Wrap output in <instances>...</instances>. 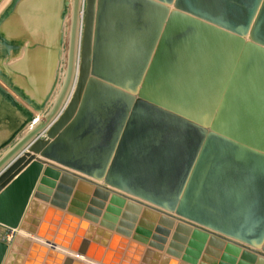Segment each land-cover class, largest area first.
Listing matches in <instances>:
<instances>
[{
    "label": "water",
    "instance_id": "95a60500",
    "mask_svg": "<svg viewBox=\"0 0 264 264\" xmlns=\"http://www.w3.org/2000/svg\"><path fill=\"white\" fill-rule=\"evenodd\" d=\"M171 1L71 0L59 90L0 154V264H264V0Z\"/></svg>",
    "mask_w": 264,
    "mask_h": 264
},
{
    "label": "crops",
    "instance_id": "0c3cea01",
    "mask_svg": "<svg viewBox=\"0 0 264 264\" xmlns=\"http://www.w3.org/2000/svg\"><path fill=\"white\" fill-rule=\"evenodd\" d=\"M21 4L24 6L23 16L27 8H31V11L34 10L33 15H32L34 19L33 21H31V22H34V30L32 34L35 37H39V38L43 37L44 39L41 38L42 41H38L37 43L38 45L35 46V49H34V55H32V57L24 65V68L26 69L28 76L25 75L24 77H19L20 80L18 81L17 79L14 78V80L16 81L17 85L21 88V90L27 96L31 98L32 101L31 103H29V105L31 104L30 105L31 108L29 110H26V112H23L20 110V108L13 106L10 102L5 100V98L3 99L0 96V125L3 127V128H0V147L17 130L20 124L26 122L25 128L21 130V132L14 139V141L17 140V138H19L21 134H23V132L27 129V127L31 126L36 119L40 118L47 111V109L51 106L57 94V91L59 90V87L61 85V82L64 76V71H65L63 68V71H62L63 73H61L62 78L61 80L57 81L56 72H57V67H58L57 64H58V56H59L58 54L59 45L58 43L56 44V42L60 36L62 20L63 22L66 21L65 20L66 16L65 17L63 16L64 15L63 5L65 4V0H23V2H20V5ZM71 4L72 2L70 1L66 5L71 6ZM163 4L167 6L168 10L176 9L175 0H172L169 3H163ZM167 18H168V15H166L163 21L162 29H161L159 36H161V33L163 31V26L165 25ZM69 20H70V17H69ZM179 21H182V20H179ZM183 35L185 36V33L181 32V34H179V40L181 39ZM46 38H49V39H46ZM159 38L160 37H158V40L155 44V48L153 49L151 57L148 61L147 67L151 63V60L156 50ZM244 38L246 39L249 38V32L244 35ZM182 49H183V44H182V40H180L176 48L178 52L172 53V54H176L179 56V52H182ZM167 54L168 53H166V55L165 54L163 55V57H165L166 60L171 57V56H168ZM160 67L162 66L160 65ZM171 67L184 68L185 66H184V63L176 64L175 62L173 65H171ZM167 68L169 67L167 66ZM134 96L136 97L137 93H135ZM151 98H161V97L151 96ZM13 108H14L13 110L14 112L12 113L11 110ZM31 109L35 111L37 110V112L33 114L34 120L32 122L27 123L26 115L28 113L30 114ZM38 109L40 110L38 111ZM11 114H13V117L18 118L16 122H11ZM22 115L25 116L24 119ZM35 115L37 116L35 117ZM14 141H12L7 147H5L1 153H3L9 146H11V144H13ZM35 155L45 160V162H43V165H46L47 162H50L57 166L68 168V167H64V165L61 163L48 159L44 156H41L39 153H35ZM99 181L103 182V179H100ZM115 190H119V189L115 188ZM121 192H124L125 194L132 196V197H138L137 195L133 193H127L125 191H121ZM4 229L5 228H3L2 231H0V238H2L4 235V231H5ZM244 244H248V243L244 242Z\"/></svg>",
    "mask_w": 264,
    "mask_h": 264
},
{
    "label": "rangeland",
    "instance_id": "374dc122",
    "mask_svg": "<svg viewBox=\"0 0 264 264\" xmlns=\"http://www.w3.org/2000/svg\"><path fill=\"white\" fill-rule=\"evenodd\" d=\"M20 2H23V0H0V96L3 99L5 98V100L10 102L13 106H18L21 111L26 112V110L31 108V104L29 105V103H31L32 100L21 90L14 78L18 81L20 80L19 77H24V75L28 76L24 65L32 55H34L35 46L38 45V41H42L41 38L43 37L40 36L41 38H39L33 36L34 22L31 21L34 19L32 17L34 10L31 11V8H27L23 16L24 6L22 4L20 5ZM63 6V16H66V21L63 22L62 20L60 36L56 42V44L58 43L59 45L58 67L56 72L57 81L61 80V73H63V68L65 69L68 44L67 38L69 36V6L66 5V3ZM4 42L7 44H4ZM13 44L17 45L16 49H14L13 46L8 48L9 45ZM13 110L14 108L12 112ZM39 110L40 109H38V111ZM36 112L37 110L35 111L33 109L30 111L31 114ZM36 116L37 115H35V117ZM22 117L24 119L25 116L22 115ZM17 119V117H13V114H11V122H16ZM0 128L3 127L0 125ZM23 128L24 127L17 129L14 136L15 138ZM14 137L10 139L7 146L14 141ZM3 149L4 148L0 149V153Z\"/></svg>",
    "mask_w": 264,
    "mask_h": 264
},
{
    "label": "bare ground",
    "instance_id": "6f19581e",
    "mask_svg": "<svg viewBox=\"0 0 264 264\" xmlns=\"http://www.w3.org/2000/svg\"><path fill=\"white\" fill-rule=\"evenodd\" d=\"M71 0H69L68 2H70ZM68 4V3H67ZM69 17H70V15H71V6L69 5ZM68 14V13H67ZM65 35V34H64ZM26 42V41H25ZM11 46H13L14 47V45H9V47L8 48H10ZM66 54V53H65ZM28 70V69H27ZM65 70V69H64ZM25 76V75H24ZM30 78H32V77H30ZM4 105V104H3ZM17 108H19L18 106H17ZM12 111V110H11ZM14 112V111H13ZM12 112V113H13ZM30 115V117L28 118V116H27V123L28 122H32L33 120H34V115L33 114H29ZM7 117V116H6ZM5 120H7V119H5ZM9 120V119H8ZM18 120V119H17ZM17 124V123H16ZM24 125V126H23ZM22 126L25 128V126H26V122L23 124ZM23 128V129H24ZM12 136V135H11ZM11 136L7 139V141L5 142V143H3L2 145H1V147H0V149H2V148H5L6 146H7V144H8V142H9V140L11 139ZM4 150V149H3ZM3 228H5V226H4V224H2V223H0V231H2L3 230ZM23 233H25V234H27L25 231H23V230H21Z\"/></svg>",
    "mask_w": 264,
    "mask_h": 264
},
{
    "label": "built area",
    "instance_id": "2783aa9c",
    "mask_svg": "<svg viewBox=\"0 0 264 264\" xmlns=\"http://www.w3.org/2000/svg\"><path fill=\"white\" fill-rule=\"evenodd\" d=\"M4 226H5V229H4L5 231H4V235H3L2 238L10 239L11 236H12L13 231L16 230V229L10 228V227H8L6 225H4Z\"/></svg>",
    "mask_w": 264,
    "mask_h": 264
}]
</instances>
